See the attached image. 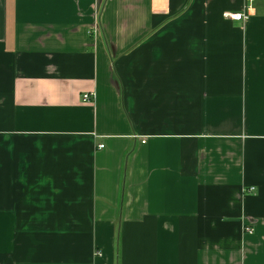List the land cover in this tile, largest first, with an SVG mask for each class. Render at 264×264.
<instances>
[{"label": "crops", "instance_id": "crops-1", "mask_svg": "<svg viewBox=\"0 0 264 264\" xmlns=\"http://www.w3.org/2000/svg\"><path fill=\"white\" fill-rule=\"evenodd\" d=\"M244 10L0 0V264H264V0Z\"/></svg>", "mask_w": 264, "mask_h": 264}, {"label": "built area", "instance_id": "built-area-1", "mask_svg": "<svg viewBox=\"0 0 264 264\" xmlns=\"http://www.w3.org/2000/svg\"><path fill=\"white\" fill-rule=\"evenodd\" d=\"M245 1V10L243 12H237V13H232V12H224L223 17L232 19L235 21H243L249 18L250 16V11L253 8V3L256 0H244ZM95 94L94 93H85L83 95V101L84 102H92L94 100ZM100 148H103L104 145H100ZM256 188L254 186H250L249 188L246 189V191H251L254 192ZM248 233H253L254 229L253 228H248L247 229Z\"/></svg>", "mask_w": 264, "mask_h": 264}]
</instances>
